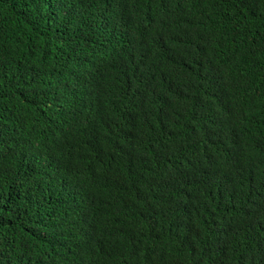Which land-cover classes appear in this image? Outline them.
<instances>
[{
  "label": "trees",
  "instance_id": "obj_1",
  "mask_svg": "<svg viewBox=\"0 0 264 264\" xmlns=\"http://www.w3.org/2000/svg\"><path fill=\"white\" fill-rule=\"evenodd\" d=\"M0 264H264V0H0Z\"/></svg>",
  "mask_w": 264,
  "mask_h": 264
}]
</instances>
